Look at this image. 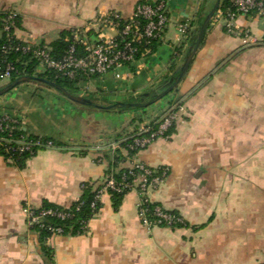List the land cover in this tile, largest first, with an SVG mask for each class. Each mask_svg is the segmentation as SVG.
Returning <instances> with one entry per match:
<instances>
[{
	"label": "crops",
	"instance_id": "0c3cea01",
	"mask_svg": "<svg viewBox=\"0 0 264 264\" xmlns=\"http://www.w3.org/2000/svg\"><path fill=\"white\" fill-rule=\"evenodd\" d=\"M143 1L157 0H0V14L20 15L16 37L22 43L50 47L63 32L95 34L98 20L110 13L130 18ZM216 2L168 0L170 23L156 52L79 83L74 94L108 105L157 90L173 67H181ZM180 23L190 25L183 38ZM237 26L264 39L262 21L241 17ZM37 73L46 69L40 66ZM178 88L151 107L150 117L148 108L84 107L37 82L0 97V118H16L28 135L57 145L38 152L23 168L0 155V264H264V46H245L222 23L211 21ZM176 97L184 98L175 132L121 167L142 163L169 169L149 197L178 213L187 226L146 227L136 189L125 195L119 210L105 193L86 234L49 240L51 262L40 235L29 227L25 207L70 208L83 197V185L102 186L119 145L164 118Z\"/></svg>",
	"mask_w": 264,
	"mask_h": 264
},
{
	"label": "built area",
	"instance_id": "2783aa9c",
	"mask_svg": "<svg viewBox=\"0 0 264 264\" xmlns=\"http://www.w3.org/2000/svg\"><path fill=\"white\" fill-rule=\"evenodd\" d=\"M230 6L226 11L219 8L213 22L222 23L227 34L238 36L242 39L245 46H264V39L255 37L250 28L237 26L239 18L244 17L252 20L264 22V0H229ZM221 7V6H220ZM20 15L15 12H8L4 18L3 28L0 31L6 33V39L9 46L2 48L3 54L15 52L30 53V45L19 43L16 37ZM170 23L168 3L165 1H143L140 2L133 15L130 18H124L119 13H110L98 20L99 30L89 35V32L81 33L76 31L72 35L73 43L69 46L66 54L62 59H54L51 50L48 47H34V55L46 71H52L59 74L64 79L73 80L78 73L86 76H103L120 67L132 64L138 60H146L152 52V46L155 42H161L167 32ZM12 30L15 33L12 34ZM190 25L180 23L178 25V34L181 38L186 37L189 33ZM113 33L112 35L109 34ZM16 41L19 44L13 46L11 42ZM21 42V41H20ZM69 42V39H67ZM78 45L83 48L84 53H79ZM4 72L1 76L3 81L11 80L15 67L11 62L5 60ZM171 111L165 115L159 128L151 132L149 136L135 138L130 149L132 151H142L150 146L160 137H167V132L176 121L179 111ZM20 121L13 117L0 118V135L6 131H14ZM149 132L144 129L141 133ZM1 139V138H0ZM20 152L32 151V147L40 149H53L55 147L52 141L44 143L41 139L33 142L20 141ZM130 169H137L140 172L135 182L129 183L124 177L121 184H117L113 179L109 180L106 186L98 193L96 200L101 201V197L108 193L109 190L124 192L136 189L140 195L138 204V213L142 223L149 228L153 226H165L173 228L177 225L185 224L180 215L170 213L158 206L154 209L153 217L155 222L149 220L150 210L148 205L153 204L149 192L157 190L168 178L169 169L158 168L152 169L142 163L135 164ZM95 207V204L92 205ZM25 213L28 217V224L31 230L35 227L46 229L51 235L48 242L55 236H63L61 228H55L44 224L47 217H58L62 220L68 219L70 214L61 213L55 210L34 209L25 207Z\"/></svg>",
	"mask_w": 264,
	"mask_h": 264
},
{
	"label": "trees",
	"instance_id": "16d2710c",
	"mask_svg": "<svg viewBox=\"0 0 264 264\" xmlns=\"http://www.w3.org/2000/svg\"><path fill=\"white\" fill-rule=\"evenodd\" d=\"M168 2V0H160ZM230 6L229 0H223L221 3L220 9L223 11H226L228 7ZM6 16V13L0 14V31L3 28V22L4 18ZM19 26V23H18ZM76 31H67L63 32L60 39L56 42H54L50 47H48L51 50V55L54 59H62L64 55L66 54L69 46L73 43L72 41V35ZM15 33V30H12V34ZM89 35H93L92 31L89 32ZM67 39H69V42H67ZM205 36L203 38L202 44L204 43ZM196 38L193 39L192 44L195 42ZM22 44V42L18 41ZM16 41L11 42L13 46L18 45L19 43ZM160 42H155L152 46V52L153 54L156 52L158 45ZM4 46H9L7 39H6V33H2L0 37V83L3 81L1 76L4 72V64L3 62L5 60H8L13 64L15 67V71L12 74L10 82H13L14 80L23 77V76H29V77H38L43 78L48 81H51L53 83H56L62 87H64L66 90H68L70 93L74 94V90L76 89V86L83 82L87 81L93 78H96L97 76H86L82 73H78L73 80L64 79L59 74L52 72V71H46L45 74H38L37 68L41 66V63L38 59H36L34 55V47L31 48L30 53H23L21 51L15 52L12 51L8 54H3L2 48ZM46 47V46H43ZM79 53L82 55L84 53V50L82 47L78 45ZM193 65V63H192ZM191 65V67H192ZM190 67V69H191ZM173 75L176 74L177 68L173 67ZM188 70V72L190 71ZM171 77H169L157 90L150 91L146 94H149L151 97L164 91V86L170 81ZM179 88L177 87L171 94L178 93ZM145 94L139 96L138 98L144 97ZM184 97H176L170 102L169 106V112L171 111H178L182 108V100ZM137 99V98H136ZM136 99H133L132 101H136ZM95 101V100H93ZM96 102V101H95ZM97 103V102H96ZM100 104V103H99ZM111 103H108V105ZM102 105H104L102 103ZM134 110H141V109H134ZM127 111V110H122ZM168 112V113H169ZM162 115L160 118L156 119L154 122H152L146 129L149 130V132L145 133H135L133 136L128 137L126 141L122 142L119 147L115 150V159L113 162L110 163L109 169L106 173V181L105 183L94 189L93 186L90 185H83V197L80 201L75 203L70 208H62L51 204H45L43 208L44 210H55L57 212L61 213H68L70 214V217L68 219L62 220L58 217H47L44 220V224L47 226H52L55 228H61L63 230V236L66 235H72V236H78V235H84L88 232V225L89 222L99 213L101 210V201L96 200V197L98 193L106 186V184L109 182V180L113 179L117 184H121L124 177L126 178V181L129 183H133L137 180L138 176L140 175V172L137 169H130L129 168H123L121 167V164H123L128 158L133 159L136 154L139 151H132L130 147L132 146L135 138H143L150 135L151 132L156 131L163 120ZM176 125L173 124L172 127L167 132V136L172 135L175 132ZM0 155L3 156L7 161L13 163L16 166H19L20 168H23L25 166V163L28 159L35 156L40 151H45L46 149H40L38 147H32V151H26V152H20L21 147V140L25 139L26 141H37L41 139L44 143H47L49 141H52L51 139L47 138H41L33 135H28V133L25 131L24 126L22 124H19L16 126L14 131H6L4 134L0 135ZM53 142V141H52ZM54 143V142H53ZM55 147L57 146L56 143H54ZM112 151H104L106 156L108 157V154ZM123 151L127 153V156L123 155ZM131 192V190H127L124 192H116L113 190H109L108 194L112 197L113 205L115 210H119L123 199L126 194ZM95 204V207H92V205ZM160 205L158 204H150L148 205V208L150 210L149 214V220L151 222H155V218L153 217V212L156 207ZM170 212V211H168ZM176 215H179L176 212H170ZM185 224L177 225L173 228H182L186 227ZM159 227H165V226H159ZM32 231L38 233L40 235V242L43 248V251L45 253V256L52 262L53 260V254L51 248L48 247V238L50 237V233L46 229H41L38 227H35Z\"/></svg>",
	"mask_w": 264,
	"mask_h": 264
},
{
	"label": "water",
	"instance_id": "95a60500",
	"mask_svg": "<svg viewBox=\"0 0 264 264\" xmlns=\"http://www.w3.org/2000/svg\"><path fill=\"white\" fill-rule=\"evenodd\" d=\"M221 2L222 0H217L216 4L213 6L212 11L206 16L205 20L203 21V23L201 24L199 28V32H198L195 42L192 44V46L188 50V53L184 59L183 64L177 70L176 74L171 76L170 81L164 86V89H163L164 91L152 97L149 94H145L144 97L137 98L136 101L112 102L109 105H100L93 100L72 94L68 90H66L64 87L56 83H53L43 78L29 77V76L20 77L14 80L13 82H9L4 87L0 88V97L10 93L11 91H13L14 89H16L22 84L29 83V82H37V83H41L47 86L50 89H53L59 92L65 98L69 99L70 101L78 105L84 106V107H89V108H93V109H97L101 111L147 109L155 105L159 101L163 100L167 96H169L179 86V84L181 83L185 75L188 73V70L190 69L201 47L206 31L211 21L213 20V17L215 16V14L217 13V11L219 10L221 6Z\"/></svg>",
	"mask_w": 264,
	"mask_h": 264
},
{
	"label": "rangeland",
	"instance_id": "374dc122",
	"mask_svg": "<svg viewBox=\"0 0 264 264\" xmlns=\"http://www.w3.org/2000/svg\"><path fill=\"white\" fill-rule=\"evenodd\" d=\"M222 1H223V0H222ZM221 3H222V2H221ZM2 83H3V84H7V83H9V81H6V80H5V81H2ZM100 105H101V104H100ZM161 105H165L164 102H161ZM153 106H154V105H153ZM151 107H152V106H151ZM151 107H150V108H151ZM150 108H148V109H149V110H148L149 117L151 116V114H153V111H154V110H152V108H151V109H150Z\"/></svg>",
	"mask_w": 264,
	"mask_h": 264
}]
</instances>
